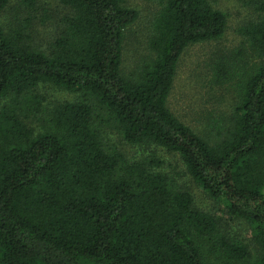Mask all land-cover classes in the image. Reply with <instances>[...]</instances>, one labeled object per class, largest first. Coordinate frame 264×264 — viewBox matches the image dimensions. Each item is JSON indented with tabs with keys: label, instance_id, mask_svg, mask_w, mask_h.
<instances>
[{
	"label": "trees",
	"instance_id": "trees-1",
	"mask_svg": "<svg viewBox=\"0 0 264 264\" xmlns=\"http://www.w3.org/2000/svg\"><path fill=\"white\" fill-rule=\"evenodd\" d=\"M8 1L0 0V264H213L204 240L223 262L264 264V61L242 75L214 143L167 106L182 53L220 38L226 15L209 0H157L151 56L124 75L125 29L138 13L123 0H56L70 13L45 48L25 41L27 25L4 29ZM243 30L264 52V15ZM42 85L80 98L41 108L32 91ZM33 113L41 115L30 125ZM107 124L153 151L127 162L104 143ZM159 151L250 226L251 261L247 244L219 235L189 185L169 176Z\"/></svg>",
	"mask_w": 264,
	"mask_h": 264
},
{
	"label": "rangeland",
	"instance_id": "rangeland-1",
	"mask_svg": "<svg viewBox=\"0 0 264 264\" xmlns=\"http://www.w3.org/2000/svg\"><path fill=\"white\" fill-rule=\"evenodd\" d=\"M209 1L226 15L224 33L220 38L194 43L182 53L167 106L182 122L214 143L225 134L230 111L240 98L242 75L264 61V52L252 49L243 30L245 25L258 21L264 15L260 8L264 0ZM123 3L138 13L137 19L125 29L121 57L122 73L134 75L136 69L151 56L147 44L161 3L157 0H123ZM69 13L68 7L56 0H36L30 8L25 7L21 0H9L1 21L5 30L27 25L25 41L34 47L45 48L57 36L64 17ZM32 93L40 96L41 108L55 101L80 98L79 93H68L47 85L34 89ZM2 104L3 98L0 99V107ZM40 115L33 113L28 123L35 124ZM102 136L108 149L120 153L127 162L141 161L153 151V148L142 144L124 142L110 124L103 127ZM157 154L165 159V170L178 186L184 183L189 185L187 189L193 193L195 206L218 220V234L247 244L251 261L256 255V245L250 226L230 215L223 202L209 197L192 181L184 180L179 173L182 167L176 157L164 151ZM203 243L209 262L234 264L221 261L211 242L204 240Z\"/></svg>",
	"mask_w": 264,
	"mask_h": 264
}]
</instances>
